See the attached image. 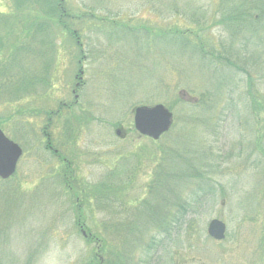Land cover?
<instances>
[{
  "label": "rangeland",
  "instance_id": "374dc122",
  "mask_svg": "<svg viewBox=\"0 0 264 264\" xmlns=\"http://www.w3.org/2000/svg\"><path fill=\"white\" fill-rule=\"evenodd\" d=\"M262 6L0 0V129L23 152L0 264H264V17L240 12ZM157 104L174 122L151 141L133 110Z\"/></svg>",
  "mask_w": 264,
  "mask_h": 264
},
{
  "label": "water",
  "instance_id": "95a60500",
  "mask_svg": "<svg viewBox=\"0 0 264 264\" xmlns=\"http://www.w3.org/2000/svg\"><path fill=\"white\" fill-rule=\"evenodd\" d=\"M172 125L173 115L162 105L136 107L133 110V126L140 136L157 141L168 133ZM116 134H119V130ZM21 155V149L0 131V179L7 180L14 174ZM225 232V225L218 220L211 221L207 228L208 237L215 241H222Z\"/></svg>",
  "mask_w": 264,
  "mask_h": 264
},
{
  "label": "trees",
  "instance_id": "16d2710c",
  "mask_svg": "<svg viewBox=\"0 0 264 264\" xmlns=\"http://www.w3.org/2000/svg\"><path fill=\"white\" fill-rule=\"evenodd\" d=\"M59 4L62 6V4H61V0H59ZM232 11H234V10H232ZM227 12V11H226ZM240 12L243 14V16L244 17H246V18H248V17H250V16H252V14L255 16V17H260V18H263L264 17V6H262V9L260 10V9H257V8H254V7H251V8H247V9H245V8H241V10H240ZM88 16L87 17H89V16H91L89 13L87 14ZM86 17V18H87ZM225 18H227L228 20H231V18H233V17H225ZM85 19V18H84ZM83 19V20H84ZM261 183H263V181H260ZM192 207H193V205H188V207H185V205L184 204H182V206H180V208H181V215H187V214H189V213H191L192 211H193V209H192ZM177 224H174L175 226V228L177 229V230H180L181 231V229H182V226H181V222H176ZM185 224H186V222H185ZM124 264V263H123Z\"/></svg>",
  "mask_w": 264,
  "mask_h": 264
},
{
  "label": "flooded vegetation",
  "instance_id": "af4514ba",
  "mask_svg": "<svg viewBox=\"0 0 264 264\" xmlns=\"http://www.w3.org/2000/svg\"><path fill=\"white\" fill-rule=\"evenodd\" d=\"M76 97V96H75ZM75 100H77V98H74ZM74 103H76V101L74 102ZM62 107H66V109H72V106H67V105H65V104H62L61 105ZM50 148V147H49Z\"/></svg>",
  "mask_w": 264,
  "mask_h": 264
}]
</instances>
